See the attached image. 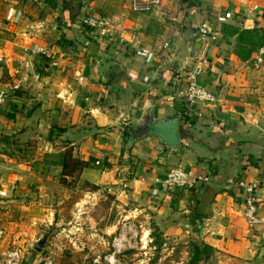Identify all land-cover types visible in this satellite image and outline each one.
I'll list each match as a JSON object with an SVG mask.
<instances>
[{
  "label": "crops",
  "instance_id": "crops-1",
  "mask_svg": "<svg viewBox=\"0 0 264 264\" xmlns=\"http://www.w3.org/2000/svg\"><path fill=\"white\" fill-rule=\"evenodd\" d=\"M193 1L185 8L160 0L133 13L128 0H0V87L17 85L0 107V208L9 229L36 217L30 200L48 197L66 151L85 163L77 176L92 185L131 162L132 186L143 188L148 177L162 210L186 214L211 251L264 263V223L245 225L243 192L232 184L264 179V57L251 63L264 42V0ZM83 18L105 23L88 27ZM201 24L213 35L195 40ZM180 53L185 63L207 59L196 81L216 96L196 104L200 116L188 122L175 99L179 69L168 65ZM146 109L156 119L176 114L177 146L137 136ZM124 129L134 137L121 157ZM174 165L207 179L174 199L154 182Z\"/></svg>",
  "mask_w": 264,
  "mask_h": 264
},
{
  "label": "rangeland",
  "instance_id": "rangeland-1",
  "mask_svg": "<svg viewBox=\"0 0 264 264\" xmlns=\"http://www.w3.org/2000/svg\"><path fill=\"white\" fill-rule=\"evenodd\" d=\"M131 142L125 141L123 152ZM127 164L95 185L79 179L78 170L67 169V175L59 172L56 183L47 187L48 197L36 193L30 200L36 217L24 221L28 237L18 238L20 264H31L43 253L50 256V264H186L193 244L202 243L198 227L173 206L162 210L147 187L148 177L143 188L132 186V163ZM167 191L177 199L172 189ZM44 233L42 250L34 252L31 243ZM197 264L243 263L211 251Z\"/></svg>",
  "mask_w": 264,
  "mask_h": 264
},
{
  "label": "built area",
  "instance_id": "built-area-1",
  "mask_svg": "<svg viewBox=\"0 0 264 264\" xmlns=\"http://www.w3.org/2000/svg\"><path fill=\"white\" fill-rule=\"evenodd\" d=\"M160 0H128V9L133 13H146L157 7ZM229 13L224 12L216 18L217 21H222L227 18ZM82 24L88 27H94L99 23L104 24L105 20L101 19H85L81 20ZM207 24H201L196 32L192 33L191 37L195 40H201L205 37L213 35ZM35 53L42 54L45 57L50 56L51 50L48 48L38 47ZM264 57V42L260 44L255 51V55L251 59L253 66L261 62ZM208 64L207 59L203 55H195L191 57L187 63L182 66V71L179 72L180 88L175 94L178 107L182 110V115L186 117L185 121H189L190 117L200 116V112L194 110L196 104H211L215 102L216 96L213 92L204 89L197 83V77L201 76ZM15 83L0 87V107L3 102L16 89ZM93 164H98V161H93ZM206 176L195 175L189 169L180 166H172L167 168L163 177L160 180H154L160 187L167 190L172 189L178 191L182 188L193 187L198 183L206 181ZM236 188L239 187L242 196V216L244 223L248 228H253L256 225L264 223V216L261 209L262 197L259 191L264 192V179L259 181H249L244 183L241 180H236L232 183ZM0 208V264H20L21 253L18 245V238L24 241L28 237V230L25 224H13L12 228L6 226L3 219V213ZM36 241V240H34ZM39 255V254H38ZM31 264H50V256L43 253L36 258H33Z\"/></svg>",
  "mask_w": 264,
  "mask_h": 264
},
{
  "label": "water",
  "instance_id": "water-1",
  "mask_svg": "<svg viewBox=\"0 0 264 264\" xmlns=\"http://www.w3.org/2000/svg\"><path fill=\"white\" fill-rule=\"evenodd\" d=\"M186 59L185 53H180L176 60L169 62V67L177 70L180 66H183ZM112 66H116L113 64ZM110 73V71H109ZM109 75V74H108ZM135 126H138L140 129L137 136H153L159 140V142L165 148H172L178 145L179 134H178V125L176 122V114L162 119H156L152 115L151 109H146L142 112L139 121ZM200 228L198 227V233L200 234ZM47 233L41 235L39 239L31 243V249L34 252H40L45 243Z\"/></svg>",
  "mask_w": 264,
  "mask_h": 264
},
{
  "label": "trees",
  "instance_id": "trees-1",
  "mask_svg": "<svg viewBox=\"0 0 264 264\" xmlns=\"http://www.w3.org/2000/svg\"><path fill=\"white\" fill-rule=\"evenodd\" d=\"M183 2H185L184 6L185 8H188L189 6H192L194 4L193 0H181ZM261 32L264 34V30L262 29ZM179 115L182 117L183 121L186 120V117L184 115H182V110L178 111ZM131 130L130 129H124L121 132V146L122 144L125 143L126 140H131L133 139L134 135L130 133ZM125 137V141L124 138ZM128 149V146H126ZM120 156L124 157L126 156V153L123 152V150H121L120 152ZM85 163L78 161L76 159H72L70 158V155L65 151L62 152L60 155V175L61 176H65L67 175L68 171L66 172L65 170H72V169H76L79 170L81 167H84ZM190 188V187H188ZM188 188H182L178 191H173V194L177 197H180L182 195V191L187 190ZM211 253V247L204 244V243H200L199 245L197 244H193V246L191 247V255L189 257V259L187 260L186 264H197V262H199L201 259L206 258L209 256V254Z\"/></svg>",
  "mask_w": 264,
  "mask_h": 264
}]
</instances>
